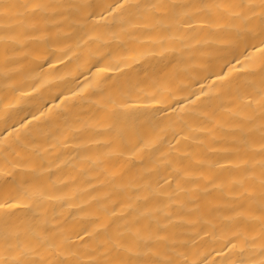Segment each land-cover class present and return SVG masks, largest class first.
I'll use <instances>...</instances> for the list:
<instances>
[{"label":"bare ground","instance_id":"6f19581e","mask_svg":"<svg viewBox=\"0 0 264 264\" xmlns=\"http://www.w3.org/2000/svg\"><path fill=\"white\" fill-rule=\"evenodd\" d=\"M0 264H264V0H0Z\"/></svg>","mask_w":264,"mask_h":264}]
</instances>
